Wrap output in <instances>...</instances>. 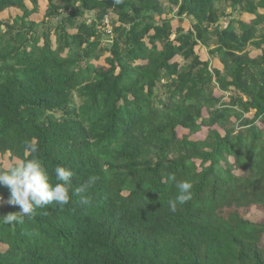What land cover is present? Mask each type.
Segmentation results:
<instances>
[{
  "label": "trees",
  "instance_id": "16d2710c",
  "mask_svg": "<svg viewBox=\"0 0 264 264\" xmlns=\"http://www.w3.org/2000/svg\"><path fill=\"white\" fill-rule=\"evenodd\" d=\"M162 1L0 0V169L74 173L63 208L0 221V264H264V0ZM171 175L193 185L175 212Z\"/></svg>",
  "mask_w": 264,
  "mask_h": 264
},
{
  "label": "clouds",
  "instance_id": "9594fccd",
  "mask_svg": "<svg viewBox=\"0 0 264 264\" xmlns=\"http://www.w3.org/2000/svg\"><path fill=\"white\" fill-rule=\"evenodd\" d=\"M114 3L120 4L122 0H114ZM24 150L36 154L38 145L34 140L27 141ZM73 175L74 173L70 169L56 166L54 168L56 182H50L48 171L35 155L31 159L12 164L7 169H0V185L7 187L10 192L7 203L19 207V211L5 215L0 218V221L9 225L24 223L26 218H34L37 209L46 208L52 204L63 208L70 200L69 190ZM96 179L95 176H90L84 184L75 189V194L80 196L82 204L89 205L91 203L87 193ZM168 179L176 181L174 175L169 176ZM192 187L193 185L186 180L176 181L178 195L174 200L168 202L171 211L175 212L178 204L183 205L192 198Z\"/></svg>",
  "mask_w": 264,
  "mask_h": 264
},
{
  "label": "rangeland",
  "instance_id": "374dc122",
  "mask_svg": "<svg viewBox=\"0 0 264 264\" xmlns=\"http://www.w3.org/2000/svg\"><path fill=\"white\" fill-rule=\"evenodd\" d=\"M43 3L44 2L42 1L41 4H43ZM162 7H164V14H165V16L167 18L173 17L175 15L176 10H177V6L175 4H173V3H171L169 0H163L162 1ZM240 7H242V5H240ZM238 9L234 10L233 13H231V16H229L230 7L228 5H226V4H223V3H221L219 5V10L221 11V12H219L220 18H221L220 22L222 23V26H225L227 21H229L231 18L235 17L238 14V11H237ZM15 14L16 13L13 12L6 19L11 22V20L13 19V15H15ZM38 17H41V16L39 15ZM95 17L98 20L102 21L103 26H101L100 29L102 31H104L106 33V35H107L104 38H102L101 45L99 46V52L102 54V56H106L107 55L106 48L111 45L112 41H117L120 46H123V42H122V40L120 38V32L118 31V33H116L114 31V27L109 23L108 18L106 16L101 15V14L98 13V14H96ZM242 17L246 19L249 16L242 15ZM173 19H174V17H173ZM180 25H181V27H188L189 23H188L187 20H183L182 22L179 23V26ZM263 34H264V23L260 24L258 26L257 39H258L259 42L263 41ZM202 50H203V52L201 53V57L202 58H208L207 50L205 48H202ZM256 51H257V49L255 47H253L251 45H248L244 52L245 53L247 52V53H250L251 55H253L254 53H256ZM180 61H181L180 62L181 66L186 65V61L184 59H181ZM95 63L99 64L100 62L97 61ZM212 82H213V80H212ZM212 82L210 84L211 86L213 85ZM226 94H225V97H224L225 99L227 98ZM75 101H78V99L76 97H75ZM0 160H1V157H0Z\"/></svg>",
  "mask_w": 264,
  "mask_h": 264
},
{
  "label": "crops",
  "instance_id": "0c3cea01",
  "mask_svg": "<svg viewBox=\"0 0 264 264\" xmlns=\"http://www.w3.org/2000/svg\"><path fill=\"white\" fill-rule=\"evenodd\" d=\"M163 9H164V7H163Z\"/></svg>",
  "mask_w": 264,
  "mask_h": 264
}]
</instances>
